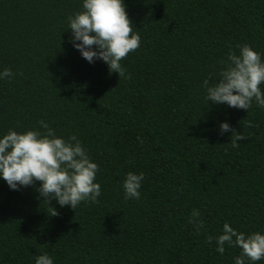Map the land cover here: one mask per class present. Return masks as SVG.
<instances>
[{
  "label": "trees",
  "instance_id": "trees-1",
  "mask_svg": "<svg viewBox=\"0 0 264 264\" xmlns=\"http://www.w3.org/2000/svg\"><path fill=\"white\" fill-rule=\"evenodd\" d=\"M125 4L141 37L121 60L127 78L69 43L82 0H0V71L15 74L0 80V135L41 120L76 135L101 185L97 203L73 211L52 201L59 215L50 217L39 182L12 191L0 180V264H35L43 253L54 264H234L240 249L215 251L223 224L264 232V109L207 103L202 86L218 81L238 45L264 59V0ZM221 122L242 135L239 147ZM128 172L144 173L139 200L124 199Z\"/></svg>",
  "mask_w": 264,
  "mask_h": 264
},
{
  "label": "clouds",
  "instance_id": "clouds-1",
  "mask_svg": "<svg viewBox=\"0 0 264 264\" xmlns=\"http://www.w3.org/2000/svg\"><path fill=\"white\" fill-rule=\"evenodd\" d=\"M69 43L79 52L82 59L93 64L103 62L109 72L125 76L121 65L130 52L140 47L139 31L134 30L127 14L125 0H82V11L68 17ZM238 54L229 51L226 62L218 72V81L209 84L203 81L206 102L226 105L246 112L253 103L264 109V59L249 44L238 45ZM14 73L5 68L0 71V80L11 81ZM125 78H127L125 76ZM38 129L22 133L9 129L0 135V180L6 182L12 191L32 187L35 182L37 199L50 210V217L59 215L54 207L65 206L73 211L82 203H97L101 185L96 181L98 165L88 155L76 135L65 139L57 136L54 129L43 120L37 122ZM249 127L252 123L249 121ZM42 129V131H41ZM231 132V146L239 147L243 139L229 123L219 124V134ZM144 173L128 172L122 182L125 200H139ZM201 213L193 210L188 223L199 234L204 228ZM212 238H209V244ZM215 251L223 255L226 246L240 249L234 257V264H258L264 260V232L245 234L223 224L221 234L215 237ZM35 264H54L47 253L35 257Z\"/></svg>",
  "mask_w": 264,
  "mask_h": 264
}]
</instances>
